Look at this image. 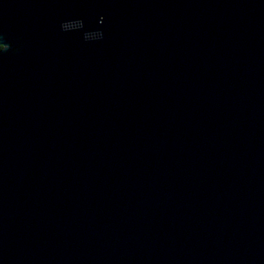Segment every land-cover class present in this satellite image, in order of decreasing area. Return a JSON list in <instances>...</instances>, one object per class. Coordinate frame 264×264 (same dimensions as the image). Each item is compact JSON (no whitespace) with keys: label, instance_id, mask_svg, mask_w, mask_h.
I'll use <instances>...</instances> for the list:
<instances>
[{"label":"water","instance_id":"1","mask_svg":"<svg viewBox=\"0 0 264 264\" xmlns=\"http://www.w3.org/2000/svg\"><path fill=\"white\" fill-rule=\"evenodd\" d=\"M0 264H264V0H0Z\"/></svg>","mask_w":264,"mask_h":264},{"label":"snow or ice","instance_id":"2","mask_svg":"<svg viewBox=\"0 0 264 264\" xmlns=\"http://www.w3.org/2000/svg\"><path fill=\"white\" fill-rule=\"evenodd\" d=\"M0 48H2V45H0Z\"/></svg>","mask_w":264,"mask_h":264},{"label":"trees","instance_id":"3","mask_svg":"<svg viewBox=\"0 0 264 264\" xmlns=\"http://www.w3.org/2000/svg\"><path fill=\"white\" fill-rule=\"evenodd\" d=\"M1 49V48H0Z\"/></svg>","mask_w":264,"mask_h":264}]
</instances>
